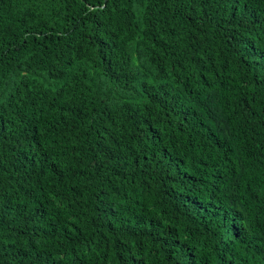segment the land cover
<instances>
[{
  "label": "trees",
  "instance_id": "obj_1",
  "mask_svg": "<svg viewBox=\"0 0 264 264\" xmlns=\"http://www.w3.org/2000/svg\"><path fill=\"white\" fill-rule=\"evenodd\" d=\"M0 264H264V0H0Z\"/></svg>",
  "mask_w": 264,
  "mask_h": 264
}]
</instances>
